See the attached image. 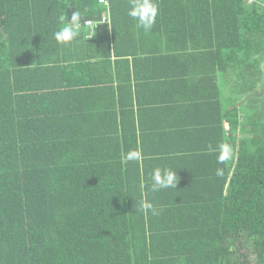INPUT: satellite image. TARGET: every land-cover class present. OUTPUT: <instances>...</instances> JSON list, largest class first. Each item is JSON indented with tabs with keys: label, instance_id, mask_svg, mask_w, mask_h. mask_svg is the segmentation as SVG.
<instances>
[{
	"label": "trees",
	"instance_id": "1",
	"mask_svg": "<svg viewBox=\"0 0 264 264\" xmlns=\"http://www.w3.org/2000/svg\"><path fill=\"white\" fill-rule=\"evenodd\" d=\"M130 3L0 0V264H264V0Z\"/></svg>",
	"mask_w": 264,
	"mask_h": 264
},
{
	"label": "clouds",
	"instance_id": "2",
	"mask_svg": "<svg viewBox=\"0 0 264 264\" xmlns=\"http://www.w3.org/2000/svg\"><path fill=\"white\" fill-rule=\"evenodd\" d=\"M135 21H137V27L143 29L144 32H149L153 25L156 23L158 15V7L154 0H131L130 7L127 13ZM64 17H61L63 20ZM80 13L75 12L71 17L69 24L62 25L59 30L54 33L55 39L60 43H67L72 41L79 35L80 28ZM136 158L135 154L130 155L129 159ZM228 158V150L224 149L221 155L218 157L219 162L223 163ZM217 175L222 176L223 171L217 170ZM152 191H159L169 187L177 186L176 173L170 169L157 168L152 173ZM145 208L152 210L154 215L158 214L151 204L142 205Z\"/></svg>",
	"mask_w": 264,
	"mask_h": 264
},
{
	"label": "rangeland",
	"instance_id": "3",
	"mask_svg": "<svg viewBox=\"0 0 264 264\" xmlns=\"http://www.w3.org/2000/svg\"><path fill=\"white\" fill-rule=\"evenodd\" d=\"M227 95H229V96H235L236 94L234 93V92H229V93H227Z\"/></svg>",
	"mask_w": 264,
	"mask_h": 264
},
{
	"label": "built area",
	"instance_id": "4",
	"mask_svg": "<svg viewBox=\"0 0 264 264\" xmlns=\"http://www.w3.org/2000/svg\"><path fill=\"white\" fill-rule=\"evenodd\" d=\"M103 1V0H102ZM88 24H90L91 26H92V28H93V24L92 23H90V22H87Z\"/></svg>",
	"mask_w": 264,
	"mask_h": 264
}]
</instances>
